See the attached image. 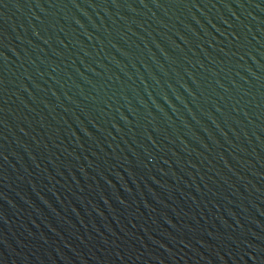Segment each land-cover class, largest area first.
<instances>
[{"label": "water", "instance_id": "water-1", "mask_svg": "<svg viewBox=\"0 0 264 264\" xmlns=\"http://www.w3.org/2000/svg\"><path fill=\"white\" fill-rule=\"evenodd\" d=\"M0 264H264V0H0Z\"/></svg>", "mask_w": 264, "mask_h": 264}]
</instances>
